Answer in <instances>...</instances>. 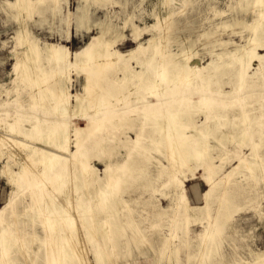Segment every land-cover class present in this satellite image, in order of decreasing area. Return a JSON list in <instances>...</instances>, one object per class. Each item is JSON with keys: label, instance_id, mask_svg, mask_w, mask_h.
Listing matches in <instances>:
<instances>
[{"label": "rangeland", "instance_id": "rangeland-1", "mask_svg": "<svg viewBox=\"0 0 264 264\" xmlns=\"http://www.w3.org/2000/svg\"><path fill=\"white\" fill-rule=\"evenodd\" d=\"M41 1L31 0L33 11L21 14L19 18L17 9L11 6L16 0H0V206L11 191L8 183L10 174L19 173L22 167L26 169L29 166L41 171L44 162L38 161L39 155L34 156L31 151L50 145L53 140L47 132L58 120L65 118L63 124L66 133H70V148L75 149L76 130L79 128L90 133L96 127H91L90 123L99 118L98 112L107 111L113 119L110 123H103L102 131L91 132L94 133L89 141L91 146L99 144L103 149L97 148L89 155L87 175L71 160L72 170L66 188L58 190L44 179L45 190L43 193L34 191V201L23 197V205L26 206L20 205L18 212L6 222L9 226L7 235H12V240L18 239L12 241L16 243H13L14 251L10 254L14 263L51 264L54 260L55 235L46 223L51 204L58 207V213L69 211L70 221L74 223L72 228L60 231V234L70 231L72 237V246L63 244L67 250L59 256L64 262L70 261L67 264H99L97 259L103 261L101 264L253 263L252 254L264 253V125L257 124L264 122V80L256 87L248 88L247 95L235 102L232 97L237 85L234 73L221 72L219 81H212L207 73L206 81H200L201 93L203 89L212 93L227 92L224 97L215 98L219 104L224 100L221 105L232 108L229 110L232 113L242 114L241 107L252 110V113L262 112L263 118L252 122V127L249 118L231 120L228 117V121H224L220 115L223 109L217 112L210 107L206 112L195 114L194 120L193 116L185 117L184 122L189 126L181 131L186 136L182 146L179 138L174 137L177 138L175 140L165 135V118L158 120L164 126L155 133L157 122L145 119L146 115L154 113L150 108L146 109L147 101L153 99L145 89L135 87L138 83L124 79V72L142 68L139 61H147L151 51L150 39L154 36L155 44H161L157 61H161L163 56L173 60L171 56L178 55L176 60L181 61V65L186 62L190 66L204 68L216 54L226 56L235 50H243L253 39L257 26H264V0H60L61 11L57 9L58 0ZM83 12L88 14L89 20L85 25H79L77 16ZM62 16L70 17L69 29L61 22ZM102 30H107L106 38L112 42V49L128 53L142 44L147 46L146 53L142 51L131 60L119 58V64L102 68L101 75L98 74L101 76L98 80L100 85L94 86L90 94V98L93 94L96 97H93L96 103H91L93 107L86 105V76L75 70L70 72L67 82L70 99L64 116L60 107H53L52 98L43 107H31L35 102L32 95L35 90L41 91V87L39 90L31 89L23 79L22 63L29 44L36 41L42 50L47 45H65L75 52L86 46L92 37L100 35ZM137 30H142L138 40L135 38ZM20 32L24 34L19 35ZM255 39L250 45H257L256 53L263 55L264 47H259L260 41ZM121 60L127 64V69H123ZM40 64L49 68L51 62L43 54ZM19 65L21 69H18ZM263 70L264 62L254 58L248 74L262 71L260 74L264 77ZM47 77V87L56 86L58 78ZM77 96L85 105L78 104ZM199 98L200 94L192 100L196 104ZM215 104L214 107H219ZM211 113L214 118L207 121L206 116ZM234 124L238 137L232 134ZM35 126L40 128L33 136L30 130ZM138 132L143 140L129 153ZM86 133L82 131L80 136ZM226 133L230 136L227 141L222 139ZM28 134L31 137L27 138ZM244 135L250 136L248 140ZM173 146L182 149L180 154L185 150L189 155L184 163L173 160ZM197 147H205L207 156L201 153L195 157ZM236 156L243 157L244 161L240 163ZM254 161L260 163L257 169L246 170V163ZM107 163L119 167L120 174V187L118 193H114L112 206L103 205L100 200L101 179H105ZM209 164L213 169H208ZM166 169L181 183L183 200L172 197L173 183L165 174ZM260 188H263V197L259 201L247 199L233 208V203H223L218 199L202 215L194 214L195 217L189 210L190 207L205 205L202 196L206 190L205 198L210 202L216 192L226 198L229 194H239L246 199V195L255 196ZM36 215L38 219L31 222ZM206 229L208 233L202 238ZM216 229L219 230L217 237L212 235Z\"/></svg>", "mask_w": 264, "mask_h": 264}, {"label": "bare ground", "instance_id": "bare-ground-1", "mask_svg": "<svg viewBox=\"0 0 264 264\" xmlns=\"http://www.w3.org/2000/svg\"><path fill=\"white\" fill-rule=\"evenodd\" d=\"M44 1L45 0H42L40 3ZM58 4L59 5L57 9L61 11L60 0H58ZM11 6L17 9V17L19 16L21 17V14L31 13V11H33L31 0H16V2L11 3ZM53 9H54L53 12L56 13L55 8ZM39 12H42V11L39 10ZM77 19L79 20V25H82V24L85 25L87 23V20H89L88 14L83 12L82 14L77 16ZM60 20L61 22L65 23L69 29L70 24H71L70 17L62 16ZM138 31L139 30H137L135 33L136 40H138L142 34V30L139 32ZM23 32H20L19 35H21ZM163 32H165V30ZM106 35H107V30H102L100 32V35L92 37L91 40L88 42V44H86V46H84L82 49L75 51V52H71L68 49V47L65 45H60L57 47L52 46V45H47L46 49L42 50L41 48H39L38 44L35 43L36 41H33L32 43H30L28 46L29 48H27L28 50L25 52V54L23 53L24 59H25V62L22 63L23 69H24L23 79L25 78L24 79L25 83H27L31 87V89L37 88L39 90V88L41 87V91L40 90L37 92H35L36 90L34 91L32 97L35 102H34V105H32L31 107H38V106L43 107V105H47L48 100H51L50 98H52L53 100L52 103H54L53 104L54 106L53 105L52 106L57 107V108L60 107L62 109L61 111H63L62 115L64 116L66 114V111L68 110L67 107H68V102L70 99L69 86L67 85V82L69 80L68 79L69 74L72 70L73 71L75 70L78 73L84 74L86 76L87 82L85 84V89H86V92L88 93V99L86 100L87 101L86 105L93 107L91 103H96L94 100V98L96 97H94V94H93L94 98L93 97L90 98L91 97L90 94L92 93L93 89H95L94 86L100 85L98 80L101 76H99L98 74L101 75L102 68L105 66L111 67L112 65L114 66L116 64H119L120 62L119 58H123V59L129 58L131 60V59H135L137 57V54L142 53V51L146 53L145 49H147V46H143L142 44H139L137 48L131 50L128 53H120L119 51L112 49V42L106 38ZM263 36H264V26L263 24H259L254 31V37L256 39L258 38L257 40L260 41V44H258L259 47H264ZM253 39L252 38L250 39V43L251 41H253ZM150 40H149L151 42L149 46L151 48L150 49L151 51H149L150 56L147 57V61H143V60L139 61V65H142V68L140 70L138 71L130 70V69L128 70L127 64L124 63V60H121V62H123L122 63L124 67L123 69L125 68L127 69L124 72V79L131 81L134 84L138 83L135 87L139 86L138 90L145 89V91H147L146 94L150 95L151 98L153 99V100L149 99V101H147L146 109L150 108L151 111H153L154 113L151 116L146 115L145 119L148 122H155V123L157 122L156 123L157 131L155 133H158L160 131V127L165 125V128H166L165 135L173 139H175L174 137L179 138L180 144L184 146L183 140L186 138V136L181 131L184 130L185 126H189L188 123L184 122L185 117L193 116L192 117L193 119L194 117H196L194 116L195 114L201 113L204 111L206 112V110H208L210 107L213 109H216L215 111L217 112H221L218 109L222 108L224 112L221 113L220 115H222V117L224 118V121H226V119L228 121L229 119L228 117H231L232 118L231 120L238 119V117H242L246 119L249 118L251 121V124L254 121H261V118H263L262 112L252 113V110H249L246 107H241L240 110L242 111L240 112H242V114H238L236 112L232 113L231 111H229V110H233L232 108L221 105L225 103L223 102L224 100H222L221 104H219V102L215 98L220 97L221 95L222 97H224V95L228 94L227 92L212 93L208 91L207 89H203L201 93V90L199 89L201 82L204 83V81H206L204 77H206L205 75L207 73L212 81L213 80L219 81L218 76L221 72L223 71L227 73L233 72L234 79L237 85L234 87L232 97H234L235 102L238 99H243L244 96L247 95L246 90L248 88L251 89L253 87H256L258 84H260L259 82H262L264 80V77L260 74L262 73V71H260V73L255 72L252 75L248 74V69L250 68V64L254 58L255 59L258 58L259 60H261V62H264V54L260 55L259 53H256L257 49L255 47L257 45L254 47L253 43L251 45L249 43L243 50L242 49L235 50L234 52H231L230 54L226 56L222 54H216V57L212 59V62L209 64V66L202 68V67L194 66L192 64H191L192 66H190V64H187L186 62L182 65L179 64L181 63V61L179 62L178 60H176V57L177 58L179 57L178 55L176 56L172 55L171 57L173 60L164 59V56L162 59V56H161L162 60L157 61V56L160 54L159 46H161V44L160 45L159 43L155 44L156 42V41L154 42L155 36L153 39H150ZM252 45L254 48L252 47ZM43 54H45V57L49 59L51 62V65L49 68L43 64H40V61H42L43 59ZM167 61H169V65H166ZM221 61L223 62L221 63ZM18 64H21V63H18ZM18 67H20L18 69H21L20 65ZM47 76L58 78L56 82V86L47 87L48 85L46 84L47 83L46 78L48 79ZM142 83L144 84L140 85ZM199 94H200L199 101L198 103L195 104L192 99H194ZM77 99H78V104L80 106L85 105V102L83 101L82 98L77 96ZM215 101H216V104H215ZM214 104L219 105V107H214ZM226 104L228 105V103ZM95 105L97 106V104ZM115 109H118V108H115ZM190 112H193L192 115L190 114ZM98 116L99 118L96 117V119L93 121V124L90 123L91 127L92 125L96 126L94 127L92 131H89L90 133H86V131H84L83 129H79V128L76 130L75 135H74L75 136V140H74L75 149L70 148V145H71L70 144L71 141L69 139L70 133H66L67 129L65 128L63 124L65 118L62 117L61 118L62 120L59 118L60 120H58L56 124L51 126L47 132L48 137H50L51 140H53L51 141L50 145L42 148L41 150H37V151L35 148H33L31 151L32 155L34 156L36 154L39 155L38 157L40 158H36L38 161L42 163L44 162V165L41 168V171H37L36 169L33 170L28 165L30 167V168L28 167L29 170L28 168L23 169L22 167V171L20 170L21 172L19 171V173L10 174L8 176V183L11 186V191H10V194L6 202L2 206H0V226H1L0 227V263L1 264H15L14 263L15 260L10 258V254H12V252L14 251L13 245L16 243L13 242L14 243L13 244L12 241L15 240L16 238H13L12 240V238H10V236L12 237V235H7L9 226L6 224V222L10 220L13 214H16L18 212V208L20 207V205L24 207L26 206V205H23V201H25L23 197L24 198L29 197L28 200L31 199L34 201V191H38L39 193L44 192L45 190L44 183L46 182L45 180L50 181V183H52V185L58 190L66 188L69 184L68 176H69L70 171L72 170V166H71L72 162L75 166L77 165L80 166V169H82L81 171L84 173V175H87L89 173L88 165H87L88 164L87 160L89 158V155L91 154L93 150L97 148L101 150L103 149L101 145L98 146L99 144L97 146L96 144L94 146H91L92 144L89 141L91 140L92 134H94L96 131L98 132L102 131V128L104 127L103 123H108V122L110 123V120L113 119L112 118L113 115L111 114L108 115L107 111H103L101 113L98 112ZM206 117L208 121L209 119L214 118V115L211 113V114H207ZM164 118L167 120V125L166 123L163 125L162 123L158 122V120H164ZM166 120L164 122H166ZM257 124L258 126H262L264 125V122L262 123L259 122ZM253 126L254 125L252 124V127ZM233 127L234 128H233L232 134L234 137H238L236 136L238 135V132L236 130V125L234 124ZM38 128L40 127L35 126L34 128L30 130V133L33 136H35L36 134H38ZM82 131L83 133H86V134H83V137L80 136V133ZM8 132H11V131H8ZM59 132H61V136L58 137ZM91 132H94V133L91 134ZM155 133H152L151 135H154ZM209 133H212V131H210ZM31 134H28L27 138L29 136L31 137ZM198 134L200 133L198 132ZM136 135H137L136 138L132 142V146L129 148V153H132L133 148L137 149L139 144L143 140L141 133L138 132ZM245 136L247 135H244V137ZM149 137H154V136H149ZM229 137H230L229 134L226 133L222 136V139L227 141ZM249 137L250 136H247L246 140H248ZM173 139L172 141L176 140V139L175 140ZM176 142H173V144ZM180 144L178 145V147L180 146ZM174 146H176V144ZM174 146H173V151L175 153H173V156H172L173 160L179 164L184 163L185 159H187V157L189 158V155H186L185 150H183V152L180 154V151L182 149L174 147ZM143 149L144 148H141V150ZM196 149H197L196 155H194L195 157H199L201 153L204 154V156H207L205 147H201V148L197 147ZM141 150H139V152ZM236 157L238 158L240 163L244 161L243 157L241 156H236ZM36 159H34V161L37 162ZM71 160L73 161L71 162ZM259 164L260 163H258L257 161H254L253 163H248V164L246 163L245 167H247L246 170L253 171L257 169ZM121 167H123V165ZM118 169L119 167L115 168L113 164L107 163L106 165L105 179L104 178L101 179V185H100V192H101L100 200H101V203H103V205L109 204L112 206V204L115 202V197L113 196H114L115 191H117L118 187H120L119 185L120 174L118 173ZM208 169L209 170L213 169V167L209 164ZM239 172L243 173V170L239 169ZM165 174H167L169 181L173 183L172 184V189H173L172 197H174V199H177V200L178 199L183 200L184 192H183V189L181 188V183L178 180H176L174 175L167 169L165 170ZM260 176H261V173H260ZM40 183H42L41 184L42 187H40ZM212 183L214 184V181H212ZM239 190L245 191V189H239ZM236 192H239V191H236ZM235 196L238 198L241 195L235 194ZM51 205H53L52 208L50 207ZM51 205L49 206L50 208H48L47 210L50 212L49 213L50 215L47 216L48 220L46 221V223L48 222L47 224L50 229V232H52L55 235L53 244L57 246L55 248L56 250L55 255H54L55 258L54 260L52 259L51 262L54 264H65V263L67 264L70 261L64 262L59 256L61 252L67 250V247L64 245H66L67 243L71 245L70 238L72 237H71L70 231L64 232L63 234H60V231L61 229H67L68 227L72 228L74 223L70 221L71 215L69 211H61V212L59 211L60 213H58V210L56 211L57 206L54 204H51ZM38 215H36L35 218L31 220V222L38 219ZM4 218H7V219L4 223H2ZM106 226L108 227L109 225H106ZM214 232L215 230L212 231L213 235H214ZM217 232H218V229L216 230V233ZM206 233H208L207 229L204 232V236ZM17 240L18 239H16V241ZM97 261L99 264L103 262L102 260L100 262L99 259H97ZM263 261H264V253H258L254 257V262L250 264H262Z\"/></svg>", "mask_w": 264, "mask_h": 264}, {"label": "crops", "instance_id": "crops-1", "mask_svg": "<svg viewBox=\"0 0 264 264\" xmlns=\"http://www.w3.org/2000/svg\"><path fill=\"white\" fill-rule=\"evenodd\" d=\"M76 33L77 34H81V32H77V30H76ZM207 179V178H206ZM207 182V181H206ZM207 185H208V187H209V184H208V182H207ZM185 188H186V185H185ZM209 189V188H208ZM263 188H260L259 189V192L255 195V196H250V195H246L245 197H246V199H242V197L240 198V197H236L235 196V194H229V195H227V198L225 197V195L223 196V195H220V193L219 192H216V193H214L213 195H212V199L210 200V202H207L206 201V198H205V193L207 192V190L204 192V194H203V199L205 200V205H202V206H197V207H190L189 208V210L191 209V212H192V215H194V214H197L198 213V216L199 215H202L205 211H207V209L208 208H210L211 207V204L212 203H214V202H216V201H218V199L220 200L221 199V202H227V203H233L234 205H233V208H236L237 207V205H239L241 202L243 203L244 201H247V199H250V201L251 200H256V201H259V199L261 198V197H263L262 196V190ZM234 196V197H233ZM237 198V199H236ZM208 207V208H207ZM208 213L210 214L211 213V210L210 211H208ZM194 217H195V215H194ZM224 224L222 223V225L220 226L221 228H222V226H223ZM219 227V226H218ZM217 230V229H216ZM216 230H215V232H214V235L213 236H215V237H217V235H218V232H219V230H218V232L216 233ZM205 236H204V233H203V236H202V238H204ZM214 253H216V252H214ZM256 254H258V253H254V254H252L253 255V258L255 257V255ZM191 256V255H190ZM209 256H211V255H209ZM240 261V260H239Z\"/></svg>", "mask_w": 264, "mask_h": 264}]
</instances>
